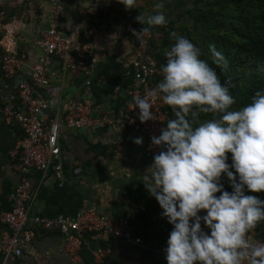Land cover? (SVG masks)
Listing matches in <instances>:
<instances>
[{
	"label": "crops",
	"instance_id": "crops-1",
	"mask_svg": "<svg viewBox=\"0 0 264 264\" xmlns=\"http://www.w3.org/2000/svg\"><path fill=\"white\" fill-rule=\"evenodd\" d=\"M155 3L137 0V6L128 10L120 0L65 1L57 21L58 31L78 41L91 40L98 63L92 77L86 78L78 71L65 72L53 59L50 68L57 75L51 79L50 87L40 92L55 101L51 119L73 110L83 98L92 102L94 114H107L114 121L123 118L131 100L129 90L137 84L133 67L136 41L127 23L142 25L137 16L160 11L153 9ZM0 9L9 15L25 13L28 19L27 27L17 34L19 51L28 57L21 75L27 78L42 56L36 42L54 19L52 1L0 0ZM129 14L133 17L129 18ZM162 26L168 31V25ZM153 27L156 31L151 50L159 62L164 58L166 62L165 52L175 41L171 42L170 32ZM1 57L0 48V211L9 212L20 183V174L11 166L23 133L18 124H7L2 107L5 101L20 109L22 106L16 90L18 78L4 76ZM87 80H91L90 86ZM169 107L166 109L171 114ZM137 137L142 136L121 129L115 122L91 130H63L58 159L63 167L62 178L55 175L57 160L46 171H32L28 212L30 216L75 217L83 209H92L107 217H128L134 235L144 245L134 246L104 232L90 233L84 236L80 258L74 259L58 231L37 229L35 239L21 257L6 260L0 255V264H97L94 254L99 250L107 252L102 264H167V240L173 226L162 217L160 204L139 180L154 156H147L143 137L142 145L135 143ZM140 206L144 210H139ZM202 227L208 230L203 224Z\"/></svg>",
	"mask_w": 264,
	"mask_h": 264
},
{
	"label": "clouds",
	"instance_id": "clouds-1",
	"mask_svg": "<svg viewBox=\"0 0 264 264\" xmlns=\"http://www.w3.org/2000/svg\"><path fill=\"white\" fill-rule=\"evenodd\" d=\"M120 3L128 10L137 6V0ZM154 7L160 11L137 16L148 25L134 30L137 38L167 23L164 0ZM172 35L157 88L133 98L141 122L156 119L150 96H159L175 117L151 138L161 150L139 179L173 226L167 264H264V241L250 239L264 222V89L234 108L230 81L222 82L212 66L227 67L222 52L210 45V63L190 38ZM201 113L212 118L200 120ZM135 143L142 145L143 138ZM225 174L232 191L221 182Z\"/></svg>",
	"mask_w": 264,
	"mask_h": 264
},
{
	"label": "built area",
	"instance_id": "built-area-1",
	"mask_svg": "<svg viewBox=\"0 0 264 264\" xmlns=\"http://www.w3.org/2000/svg\"><path fill=\"white\" fill-rule=\"evenodd\" d=\"M54 19L50 28L41 33L36 44L42 50L39 62L33 67L30 76L23 78V69L28 57L19 51L17 34L27 27L26 14L9 15L0 9V48L2 51L1 69L5 77L17 80L16 90L22 109L13 102L5 101L2 111L7 124L16 123L22 130V139L14 151L12 168L20 174V183L12 197L13 207L9 212L0 211V255L6 260H15L22 256L24 249L36 237V230L58 231L65 237L67 252L79 259L84 243V236L90 233L104 232L114 238L125 240L134 246L144 245L143 240L134 235L133 226L128 217H107L92 209H83L75 217L47 215L30 216L28 203L31 198L32 171H46L55 164V175L62 178L60 137L63 130L84 131L112 125L114 122L121 129L132 130L141 135L145 142L148 157H153L161 149L152 144V137L159 136L167 127V120L172 118L168 106L157 96L152 98L153 112L156 119L141 122L139 109L134 107L133 98L150 94L157 88L163 73L157 57L151 50L153 32L144 33L137 38L135 32L143 28L129 21L127 29L136 41V56L133 61L137 84L129 90L130 103L123 118L113 120L107 114H94L93 104L88 99H81L76 107L66 114L58 113L51 119L55 101L43 97L40 92L49 88L51 79L57 75L50 68L53 59L65 72L78 71L86 78H91L98 63L95 47L91 40L78 41L58 31L57 21L64 10L67 0H51ZM129 18L133 16L128 15ZM135 30V32H134ZM86 84L90 86L91 80ZM139 210H144L140 206ZM252 241H264L250 234ZM107 252L99 250L94 254L97 264H102Z\"/></svg>",
	"mask_w": 264,
	"mask_h": 264
},
{
	"label": "trees",
	"instance_id": "trees-1",
	"mask_svg": "<svg viewBox=\"0 0 264 264\" xmlns=\"http://www.w3.org/2000/svg\"><path fill=\"white\" fill-rule=\"evenodd\" d=\"M186 2L188 4L184 5L183 14H187L190 19L181 21L179 34L199 45L204 58L210 63V45H215L222 52L227 58V67L215 64L212 66L216 68L222 82L230 81L232 94L236 98L233 107H243L256 90L264 89V0H194L193 4H189V0ZM184 3L183 1L182 4ZM172 24L171 22L166 26L168 31L160 26L162 32L171 34L175 30ZM150 31L154 35L156 29L151 27ZM164 59L160 62L158 60L160 67L162 63H166ZM170 112L171 117L175 118L171 109ZM210 118L211 114H200V120ZM221 182L228 191L233 190L226 174ZM250 234L264 239V222L259 223Z\"/></svg>",
	"mask_w": 264,
	"mask_h": 264
},
{
	"label": "rangeland",
	"instance_id": "rangeland-1",
	"mask_svg": "<svg viewBox=\"0 0 264 264\" xmlns=\"http://www.w3.org/2000/svg\"><path fill=\"white\" fill-rule=\"evenodd\" d=\"M185 2L184 4H182V2ZM188 0H164V9H162V11H164L166 17H167V23L166 25H170V23L172 22V26L174 27L175 30L172 31L171 33V42L172 41H175V37L172 35L173 33H176L177 35H180L179 33V27H180V24L187 20L188 17H187V14H183L184 12V5L186 6L188 4V2H186ZM193 1L194 0H189V4H193ZM155 2H157V0H155ZM155 5V4H154ZM155 7H153L154 9ZM182 21V22H181ZM191 21V20H190ZM173 38V40H172Z\"/></svg>",
	"mask_w": 264,
	"mask_h": 264
}]
</instances>
